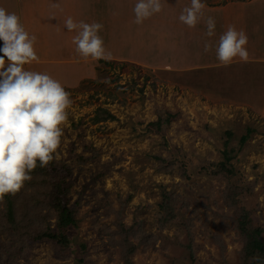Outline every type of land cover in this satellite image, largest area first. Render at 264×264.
Masks as SVG:
<instances>
[{
  "label": "rangeland",
  "instance_id": "obj_1",
  "mask_svg": "<svg viewBox=\"0 0 264 264\" xmlns=\"http://www.w3.org/2000/svg\"><path fill=\"white\" fill-rule=\"evenodd\" d=\"M119 1L0 0V144L10 148L15 132L7 114L38 123L57 167L50 181L68 168L76 220L65 248L48 238L12 244L0 225V264H125V240L135 245L130 264H193L189 242L194 264H243L242 207L264 237V0ZM60 12L75 42L81 28L88 37L72 47L73 64L49 65L58 74L32 68L30 48L55 58ZM167 113L160 130L147 125ZM223 150L231 174L212 171ZM163 191L179 199L161 225ZM51 209L41 228L56 229Z\"/></svg>",
  "mask_w": 264,
  "mask_h": 264
},
{
  "label": "trees",
  "instance_id": "obj_2",
  "mask_svg": "<svg viewBox=\"0 0 264 264\" xmlns=\"http://www.w3.org/2000/svg\"><path fill=\"white\" fill-rule=\"evenodd\" d=\"M105 117L102 116L103 119ZM107 117L113 118L114 116L107 114ZM171 117L172 114L167 113L166 117L159 116L147 125L158 131L164 123L170 121ZM2 121L8 130L15 129V132L7 131L11 139L10 148H5L3 144H0V202L3 203V208L0 210V225L3 228L0 227L2 229L6 226L10 227L9 235L12 244H17L21 239L30 237L35 240L48 238L63 248L67 247L70 244L68 229L70 226L76 225L74 219L75 208L69 207L65 197L69 189V184L65 182L68 168L61 163L62 168L66 170V174L50 181L47 173L50 170H57V167L54 163L52 146L50 143H44L45 140L41 135L38 123L25 118L22 111L16 114H7ZM251 131V128L247 129V136ZM226 133L228 136L231 135L230 132ZM247 136H242L241 141H245ZM222 154L223 160L215 163V168L212 171L216 174H231L232 170L228 168L227 164L229 153L223 150ZM10 174H14L15 177L9 176ZM11 179H15L16 185L13 184L14 181L12 182ZM25 183L26 185H24ZM30 184L35 190L24 192L27 185ZM10 185L11 187H9ZM234 195L232 193L231 202L234 201ZM178 199L169 192H162L159 207L166 214L164 220L160 221L161 225L168 219L172 220L177 216L174 208L178 204ZM49 205H51V211L54 210L57 217L55 230L40 227L39 215L42 209H46ZM51 211L48 210L47 214ZM236 224L245 239L242 251L243 264H264L262 227L252 224L250 213L244 207L241 208ZM186 248L194 264L190 242L186 244ZM81 249L84 251V243L81 244ZM134 249V244L124 241L123 259L125 264H130L129 256ZM78 259L82 261V257Z\"/></svg>",
  "mask_w": 264,
  "mask_h": 264
},
{
  "label": "crops",
  "instance_id": "obj_3",
  "mask_svg": "<svg viewBox=\"0 0 264 264\" xmlns=\"http://www.w3.org/2000/svg\"><path fill=\"white\" fill-rule=\"evenodd\" d=\"M120 2H122V0L121 1H119V3ZM123 3V2H122ZM121 3V4H122ZM43 4H45V2L43 3ZM118 4V3H117ZM113 6H114V3H113ZM106 9L108 8L107 6L105 7ZM104 10V13H106V12H108L107 10ZM43 14H41V15H43V17L41 18V19H39L40 20V22L41 23H45V12H42ZM49 14V13H48ZM47 14V15H48ZM63 14V15H62ZM50 15H48L47 17H49ZM58 16L59 17H62V22L60 23V25H59V28H61L62 27V25H65V23L67 22V20H69L68 18L70 17V15H66V14H64V13H62V12H60V13H58ZM73 23L74 22H71L70 24V31L68 32V30H63L62 28V31L61 30H57L55 33H54V35H55V46H54V50L52 51L53 53H51V56H49V57H55V58H52V59H50V60H47L46 62H45V48L40 52V54H41V56L40 57H36L35 56V50H33L32 48H30V53L32 54L33 53V57L35 58V59H32V60H29L28 61V63L32 66V68H35L36 66H34V65H40V66H42V65H45V70L46 69H48L50 72H53V73H57L58 74V72H57V67H55V68H52L51 66H49V65H51V64H53V63H55V65L56 66H59L60 64H67V63H70V64H73L74 62H70L69 60H71L70 59V57H72L73 58V54H74V52L76 51V49L74 50V51H72L71 49H72V47H77V48H80V46H81V41L83 40L82 38H86V36L88 37V34H84L83 33V31H84V29L83 28H81V32H80V39L77 41L76 40V42H75V39H76V34H77V29H75L74 28V26H73ZM101 23V22H100ZM3 24L4 23H2L1 25H0V31H3L2 30V28H3ZM48 25V24H47ZM56 25V24H55ZM58 25V24H57ZM82 27V26H81ZM40 31L41 32H44L45 31V29L44 28H41L40 29ZM39 31V33H41ZM31 33H34L33 31H30ZM68 32V33H67ZM70 32L72 33L73 32V34L74 35H69L70 34ZM39 33H37V34H35V35H38ZM224 36V35H223ZM38 37V36H37ZM38 39H39V37H38ZM226 36H224V38H223V42L225 43V41H226ZM2 39H0V41H1ZM74 41V42H73ZM76 43V44H75ZM0 44H1V42H0ZM74 44V46H72ZM228 45V44H227ZM229 48V46L225 49V51L226 50H229L230 51V49H228ZM24 50V52L23 53H25L24 55V58H26L27 59V56H29L30 54H28V50L26 51V49H28V47H27V44H25V47L23 48ZM34 49H37V48H34ZM222 49H224V44H223V47H222ZM104 51H107L106 49L104 50ZM224 51V50H223ZM224 51V52H225ZM229 51H227V52H229ZM246 54V56H248V58H250L249 56H251L252 55V51H251V53H248V54H251V55H248L247 53H245ZM27 55V56H26ZM7 56H9V57H12V55H10V54H7ZM47 57V56H46ZM76 57V56H75ZM81 58L82 59V57L79 55L77 58ZM234 57V55H232L231 57L230 56H228V57H225V58H233ZM239 57V56H238ZM2 55L0 56V62L1 61H4V59L2 58ZM12 58H14V57H12ZM18 58V57H17ZM17 58H14L15 60H17ZM57 58V59H56ZM39 59H41L40 61H39ZM14 60V61H15ZM83 60V59H82ZM80 61V60H79ZM79 61H78V63H79ZM78 63L76 64L75 63V65H78ZM48 64V65H47ZM15 66V65H14ZM46 66H49V68H47ZM13 68V66L11 67V69ZM74 68L76 69V67L74 66ZM37 69V68H36ZM2 71H4V70H2ZM8 71H10V70H8ZM43 72H41V73H45V71L44 70H42ZM5 72V71H4ZM37 72V71H36ZM66 72H68V70L66 71ZM70 72H72V71H70ZM38 74H40V72H37ZM69 73V72H68ZM77 73V70H75V74ZM69 74H71V73H69ZM74 74V73H73Z\"/></svg>",
  "mask_w": 264,
  "mask_h": 264
}]
</instances>
